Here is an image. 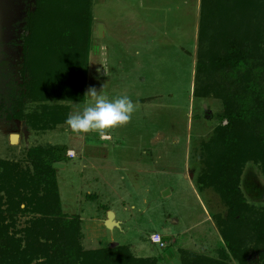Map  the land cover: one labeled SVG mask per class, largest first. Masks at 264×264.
Wrapping results in <instances>:
<instances>
[{"label":"rangeland","instance_id":"374dc122","mask_svg":"<svg viewBox=\"0 0 264 264\" xmlns=\"http://www.w3.org/2000/svg\"><path fill=\"white\" fill-rule=\"evenodd\" d=\"M39 4L40 0H0V158L30 169V148L53 145L74 151L73 157L67 151L70 157L52 166L64 218L79 215L81 220V248L128 245L136 256L163 257L157 264H169L166 257L181 264L179 250L185 249L237 264L214 221L227 219L235 207H229L217 188L200 183L206 167L202 145L227 120L222 116L223 99L205 93L208 78L200 79L203 95L193 93L199 27L207 14L201 0H90V22L75 20L79 29L71 43L72 48L80 42L89 46L85 94L95 87L110 99L127 95L135 111L124 125L79 133L65 122L44 131L29 124V115L55 104L29 97L31 72L41 69L30 47V21L39 13ZM246 20L255 22L252 17ZM67 25L57 27L66 31ZM205 31L209 35L213 30ZM229 70L230 66L213 69L209 81L221 80ZM91 103L85 95L82 102L66 105L69 114H75ZM238 186L253 211L237 208L240 214L234 215L251 222L264 210V168L245 161ZM106 209L115 213L119 225H105ZM37 216L29 209L7 221L21 247L28 244L25 228ZM153 232L168 234L164 248L150 241ZM244 239L249 247L246 260L260 264L262 247L254 245L252 237ZM43 260L34 257L30 264Z\"/></svg>","mask_w":264,"mask_h":264},{"label":"trees","instance_id":"16d2710c","mask_svg":"<svg viewBox=\"0 0 264 264\" xmlns=\"http://www.w3.org/2000/svg\"><path fill=\"white\" fill-rule=\"evenodd\" d=\"M89 5L90 0H40L39 13L30 21L34 34L30 47L38 57L35 65L40 63L41 69L36 67L31 72L29 97L55 102L49 110L28 116L34 129L44 131L63 124L69 115L66 103L85 99L89 46L80 42V46L72 48L71 43L76 42L75 30L79 29L75 20L90 22ZM201 8L207 14L199 27L193 93L203 95L199 91L200 79L208 78L205 93L223 99L222 116L227 120L202 145L200 153L206 167L200 183L217 188L227 203H231L229 207H235L227 219L214 218V221L237 264H251L246 260L249 247L244 238L247 237L262 247L260 264H264V210L251 222L234 215L240 214L237 208L253 211L239 194L242 164L252 160L264 168V0H201ZM65 17L71 19L70 23L62 21ZM247 17L255 22L246 20ZM58 23L62 27L68 24L66 31H60ZM207 27L213 30L209 35L205 31ZM85 34L89 35V31ZM228 66L230 70L224 78L209 81L213 69ZM253 108L262 111L253 112ZM68 150L66 146L54 148L53 145L30 148L27 152L32 161L30 169H21L18 163L0 158V264H30L34 257H44L41 264H157V257L135 256L128 245L81 248V220L79 215L73 220L65 219L52 166L68 157ZM45 152L47 156L43 157ZM3 204L5 209L1 208ZM29 209L39 216L25 228L28 244L21 247L7 221ZM179 251L181 264H231L205 254Z\"/></svg>","mask_w":264,"mask_h":264},{"label":"clouds","instance_id":"9594fccd","mask_svg":"<svg viewBox=\"0 0 264 264\" xmlns=\"http://www.w3.org/2000/svg\"><path fill=\"white\" fill-rule=\"evenodd\" d=\"M85 95L90 96L93 103L82 112L69 114L65 121L73 132L97 131L124 125L135 111V106L127 95L110 99L95 87H90Z\"/></svg>","mask_w":264,"mask_h":264},{"label":"crops","instance_id":"0c3cea01","mask_svg":"<svg viewBox=\"0 0 264 264\" xmlns=\"http://www.w3.org/2000/svg\"><path fill=\"white\" fill-rule=\"evenodd\" d=\"M102 137H104V138H109V136L108 135H106V134H104V135H102ZM69 150H72V149H70V148H68ZM68 157H70V156H68ZM73 157V156H72ZM106 211L108 212L109 211V209H106ZM114 215H113V220H114V225H113V227L114 226H116V225H119V221L118 220H116V218H115V213H113ZM106 219H107V216L106 217H104L103 218V220H104V223H105V221H106ZM112 227V228H113ZM153 233H159V232H153ZM161 236H162V239L164 240V242H165V239H164V237H166V235H168L167 233L166 234H161V233H159ZM164 235V236H163ZM168 237V236H167ZM151 241V240H150ZM152 242V241H151ZM153 243V242H152ZM165 245H166V242H165ZM159 246V245H158ZM165 247V246H164ZM164 247H162V248H164ZM130 248V247H129ZM130 250L132 251V249L130 248ZM132 253H133V251H132ZM134 254V253H133ZM136 256V255H135ZM138 257H152V256H138ZM154 257H157V256H154ZM172 257H166V259L168 260V262H169V264H174V262H171L170 261V259H171ZM179 258V257H178ZM157 259H158V261H157V263H159L160 261H162V259H163V257H157ZM181 262V261H180ZM176 264V263H175Z\"/></svg>","mask_w":264,"mask_h":264},{"label":"built area","instance_id":"2783aa9c","mask_svg":"<svg viewBox=\"0 0 264 264\" xmlns=\"http://www.w3.org/2000/svg\"><path fill=\"white\" fill-rule=\"evenodd\" d=\"M68 155L73 156L74 155V151L73 150H68ZM150 239L153 243L158 244L160 247H164L165 246V242L162 239V236L159 233H152L150 235Z\"/></svg>","mask_w":264,"mask_h":264},{"label":"bare ground","instance_id":"6f19581e","mask_svg":"<svg viewBox=\"0 0 264 264\" xmlns=\"http://www.w3.org/2000/svg\"><path fill=\"white\" fill-rule=\"evenodd\" d=\"M12 138H13V139L16 138L15 135H14ZM114 224H115V223H114V220H113V213L110 212V213H109V219H108V221H107V225H106V226H108V227L110 228V227L113 226Z\"/></svg>","mask_w":264,"mask_h":264},{"label":"water","instance_id":"95a60500","mask_svg":"<svg viewBox=\"0 0 264 264\" xmlns=\"http://www.w3.org/2000/svg\"><path fill=\"white\" fill-rule=\"evenodd\" d=\"M16 136V134H12L11 135V137H10V140H11V142H13V136ZM60 164L59 163H54V166H59ZM111 211L109 210L108 212H107V219H106V221H105V225H107V221H108V219H109V213H110ZM113 213V212H112Z\"/></svg>","mask_w":264,"mask_h":264}]
</instances>
